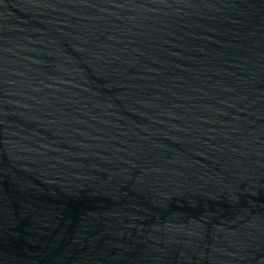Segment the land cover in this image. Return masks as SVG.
Here are the masks:
<instances>
[{"label": "water", "instance_id": "95a60500", "mask_svg": "<svg viewBox=\"0 0 264 264\" xmlns=\"http://www.w3.org/2000/svg\"><path fill=\"white\" fill-rule=\"evenodd\" d=\"M0 264H264V0H0Z\"/></svg>", "mask_w": 264, "mask_h": 264}]
</instances>
